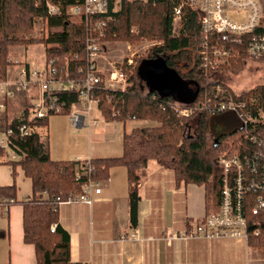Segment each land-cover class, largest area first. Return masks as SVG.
<instances>
[{
  "label": "trees",
  "instance_id": "16d2710c",
  "mask_svg": "<svg viewBox=\"0 0 264 264\" xmlns=\"http://www.w3.org/2000/svg\"><path fill=\"white\" fill-rule=\"evenodd\" d=\"M47 1L64 9L76 0H0V80L7 77L10 46L34 42L29 40L31 38L18 40L16 36L31 35L35 21L42 17L48 23V35L40 38L37 43L45 44L46 59L55 60L62 75L66 57L71 59L75 54L84 57L85 39L90 29L83 23L65 18L66 14L50 16ZM174 6L173 0H157L155 4L125 2L121 11L111 13L112 20L108 22L103 35L89 32L102 40L161 41L138 61L132 71L128 72L127 69L131 67H126L129 86L127 85L125 91L102 90L99 93L101 109L107 122L125 123L134 119L157 122L153 126L136 127L125 133L122 137L121 157L91 159L95 168L91 175L94 180H106L115 166H124L127 169L133 224L139 221V181L151 161L173 171L178 186H205L210 213L219 206L220 190L223 186L224 176L220 160L243 155L252 147L242 126L229 133H212L211 119L223 113L202 111L190 117V120L184 119L175 110V106H181V103L174 96L161 94L156 90L146 92L141 67L147 61L161 60L181 80L194 84L196 103L203 100L206 94L214 96L217 88L226 87V83L220 79L207 81V76L209 78L210 75L227 70L240 71L250 60L242 51L241 56L231 66L206 71L202 67L201 24L198 15L188 11L184 25L176 29L173 22ZM70 63L72 74L77 66H83L82 60L73 62L71 59ZM259 85L244 93H231L236 100L247 101L248 111L257 112L259 108L264 110V84ZM12 89L14 97L7 100L6 112L0 118V132L6 130L11 122L12 125L26 122L31 108L30 98L36 96H28L27 91L19 90L16 86ZM251 97L257 99L254 104L249 102ZM63 98L68 103L71 101L68 95ZM31 125L34 127L33 135L19 143L25 157L19 162L8 163L12 164L13 176L19 166L24 176L31 180L32 195L20 201L15 184L0 186V205H23L24 240L35 246L37 264H81L71 260L70 235L60 224L59 207L70 196L81 193L87 179L76 180L75 167L78 161H57L51 158L49 140L47 136L43 138L38 131L39 128L47 127L48 119L32 121ZM260 132L263 135L264 129ZM249 231L250 248L264 254V213L251 217Z\"/></svg>",
  "mask_w": 264,
  "mask_h": 264
},
{
  "label": "built area",
  "instance_id": "2783aa9c",
  "mask_svg": "<svg viewBox=\"0 0 264 264\" xmlns=\"http://www.w3.org/2000/svg\"><path fill=\"white\" fill-rule=\"evenodd\" d=\"M144 2L155 4L157 0H76L62 9L47 1L50 16H64L71 21L83 23L89 28L85 39L84 57L73 55L72 61L82 60L83 66H77L71 73V59L66 57L64 75L60 73L55 60H47L40 68L33 63L24 61L9 62L7 77L0 80V118L6 112L7 100L14 97L13 86L28 92L30 98V113L27 121L16 125L9 124L0 132V151L6 161H20L25 157L19 143L33 135L32 121L48 119L52 114H68L75 127L87 126L94 129L100 120L97 114L107 122L101 109L100 92L125 91L128 84L126 68L114 65L110 71L100 68L102 45L100 37L89 32L103 35L108 22L112 20L111 13H118L125 2ZM173 22L176 29L184 25L188 11L198 15L201 24L202 67L216 70L232 65L241 54L250 60H264V7L261 0H173ZM245 15L242 21H237L231 14ZM48 35V31L46 32ZM243 51V52H242ZM134 56L127 59L126 67L134 66ZM137 64H135L136 66ZM20 69L12 72V68ZM119 67V68H117ZM70 97L69 103L63 98ZM222 97V99H220ZM256 98L249 102L254 104ZM193 104V103H192ZM195 104V102H194ZM175 106L179 116L184 119L202 111L210 113H233L237 115L240 126L246 131V139L251 144V150L240 156L224 157L220 160L223 169V186L220 190L219 206L210 211L204 219L197 223L189 234H174L173 238H206L208 240L235 239L244 242L250 250L249 221L251 217L264 213V110L257 112L247 110V101L236 100L230 91L217 88L214 96L206 94L196 105ZM99 127V126H98ZM41 129V128H39ZM81 163V164H80ZM95 168L91 159L78 161L75 168L76 180L86 178L83 191L68 198V203L83 202L92 204L93 195L101 193V180L91 178ZM66 202V203H67ZM52 231H55L53 229ZM258 234V233H257ZM139 237V230L132 238Z\"/></svg>",
  "mask_w": 264,
  "mask_h": 264
},
{
  "label": "crops",
  "instance_id": "0c3cea01",
  "mask_svg": "<svg viewBox=\"0 0 264 264\" xmlns=\"http://www.w3.org/2000/svg\"><path fill=\"white\" fill-rule=\"evenodd\" d=\"M188 99L179 97L177 102L186 104V101L190 100ZM226 114L229 116L223 118V125L230 129L232 126L229 121L233 118L235 120L236 115L223 113L220 116ZM130 121L133 120L123 123L124 129L121 134L117 122H105L106 125L103 127L94 129H89L86 125L77 127L88 128L90 141L95 147H90L85 154L73 153L65 160L85 161L121 157L123 135L136 128H130L131 130L126 128ZM146 122L151 123L147 124L148 126L154 125V122ZM47 133L49 140L50 131ZM2 153L0 158L5 160V155ZM101 182V193L93 195L92 204L65 202L59 207L60 224L70 235L72 262L81 264L209 263L204 249L199 251V248L209 246L210 251H213L215 244H218L217 240L202 237L171 239L174 234L191 233L197 223L207 215L205 186L197 184L178 186L173 171L151 161L139 181V221L133 224L127 169L124 166H115L110 170L109 177ZM0 186L10 185L0 184ZM0 206L5 209L2 213L6 212V218L0 223V264H37L35 246L24 240L23 205L1 204ZM137 229L139 237L132 238V234ZM204 257H207L206 261H203Z\"/></svg>",
  "mask_w": 264,
  "mask_h": 264
},
{
  "label": "rangeland",
  "instance_id": "374dc122",
  "mask_svg": "<svg viewBox=\"0 0 264 264\" xmlns=\"http://www.w3.org/2000/svg\"><path fill=\"white\" fill-rule=\"evenodd\" d=\"M261 4L264 7V0H261ZM231 17L235 18V20L237 21H242L245 15L243 13L231 14ZM47 30L48 23L42 17L35 21L31 35L24 37L23 35L18 34L16 36V39L28 40V38H31L29 40H32L34 42H26V44H12L10 46V54L8 56L9 61L12 60L14 62L19 60L33 63L37 68L43 66L46 56V48L45 44L37 42H39L40 38L46 36ZM101 42L103 43V45L101 57L99 60L100 68H103L106 72L110 71L114 65L126 68L127 59L131 56H134V66L130 69H127L128 72L132 71L135 67V64H137L141 58L145 57L148 52L151 51V49L161 43V41L157 39H142L136 42H132L129 40L111 41L105 38L104 40L101 39ZM244 66L245 67L240 71L233 72L231 70H227L210 75L211 77L209 78L207 76V81L213 82L215 79H220L224 83H226V87H224L223 89L230 92L233 91L234 93H244L249 91L250 89L260 86L259 84L264 83V60L260 62L248 60ZM147 68V73L144 78V86L146 92H149V90L151 89L160 90L158 88H152L154 87V84H156L153 81L157 79V75L155 74V78L153 77L152 79V67L148 66ZM16 69L19 70L20 66H15L12 68V72H14L13 77L15 76V72H17ZM158 76H160L159 78L164 79V81L160 82V85L164 87L167 84L176 81L175 74L170 72L165 66L160 70ZM189 85L190 86H188V89L190 91H194L195 89L193 88H195V85ZM184 95L188 97V92H184ZM196 103L188 104L187 106L190 107L196 105ZM97 115L100 120L98 126L101 128L106 125V121H104L100 114ZM192 116L194 115H191V117ZM227 116L229 115H218L211 119V131L214 135L229 133L240 127V121L238 120V118H236L235 120H228L229 124H231L232 127L230 129H227V127L223 125V118ZM48 119L49 120L47 128H41L38 131L43 138H46V135L48 134L47 131H50L49 142L51 145V158L53 160H65L66 157L70 158V155L73 153L85 154V152H87L88 149L93 146L94 143L90 141L88 128L75 127L71 123L68 114H52ZM156 123L157 122H154V124ZM116 124L118 126V129H120L121 134L124 129V124L121 122H117ZM147 124L148 123L146 121L133 120L127 123L126 128L130 129L133 127H146ZM192 125H194V122H192ZM73 156L76 157L78 155ZM2 161L5 160L3 158H0V184H15L17 187L18 199L21 201L26 200V198L32 195L31 180L24 176V173L19 166L16 168L15 176H13L11 168L12 164ZM3 209L4 208L0 206V223L2 222L3 218H6V212L3 211L4 213H2ZM216 243L218 244H215L213 251H210L209 246H203L204 248H199V251H202L204 249L209 259L208 264H264V254L255 248L249 251L244 242H239L235 239H226L217 240ZM207 257H204L203 261H206Z\"/></svg>",
  "mask_w": 264,
  "mask_h": 264
},
{
  "label": "water",
  "instance_id": "95a60500",
  "mask_svg": "<svg viewBox=\"0 0 264 264\" xmlns=\"http://www.w3.org/2000/svg\"><path fill=\"white\" fill-rule=\"evenodd\" d=\"M148 66H151L152 67V79L153 77L155 78V74L157 75V79L156 80H152L154 83V87L152 88H158L160 90H156V89H151V90H156L158 91L159 93L161 94H165V95H172L174 96V98H179V97H182V98H189L188 100L189 101H186L187 103L186 104H192L195 102V100L197 99V94H196V91H190L188 89V86H190L188 83L184 82L183 80H181L174 72L175 74V78H176V81L173 82V83H169L167 84L165 87L160 85V82L161 81H164V79H161L159 78L160 76H158V74L160 73V70L164 68L165 64L163 61L161 60H158V61H147L145 62V64L142 65L141 67V75L143 77V80L145 78V75H146V70L148 69L147 67ZM166 67V66H165ZM154 73V74H153ZM161 79V80H160ZM184 92H188V97H186L184 95ZM192 95V96H191Z\"/></svg>",
  "mask_w": 264,
  "mask_h": 264
},
{
  "label": "bare ground",
  "instance_id": "6f19581e",
  "mask_svg": "<svg viewBox=\"0 0 264 264\" xmlns=\"http://www.w3.org/2000/svg\"><path fill=\"white\" fill-rule=\"evenodd\" d=\"M264 84V83H263ZM165 112V111H164ZM198 117V116H197ZM190 118V117H189ZM199 122V121H198ZM241 130V129H240ZM263 130V129H262ZM216 132V131H215ZM218 142H219V140H218ZM185 153V152H184ZM59 218V217H58ZM189 227V226H188ZM167 230V229H166ZM200 239V238H199ZM248 263V262H247Z\"/></svg>",
  "mask_w": 264,
  "mask_h": 264
}]
</instances>
